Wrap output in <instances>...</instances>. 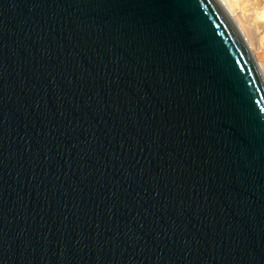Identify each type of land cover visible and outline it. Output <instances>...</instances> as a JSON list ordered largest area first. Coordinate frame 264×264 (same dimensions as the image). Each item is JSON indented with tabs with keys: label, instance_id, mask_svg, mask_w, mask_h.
Masks as SVG:
<instances>
[{
	"label": "water",
	"instance_id": "95a60500",
	"mask_svg": "<svg viewBox=\"0 0 264 264\" xmlns=\"http://www.w3.org/2000/svg\"><path fill=\"white\" fill-rule=\"evenodd\" d=\"M0 264H264V78L217 0H0Z\"/></svg>",
	"mask_w": 264,
	"mask_h": 264
},
{
	"label": "rangeland",
	"instance_id": "374dc122",
	"mask_svg": "<svg viewBox=\"0 0 264 264\" xmlns=\"http://www.w3.org/2000/svg\"><path fill=\"white\" fill-rule=\"evenodd\" d=\"M231 19L235 22L250 48L256 62L264 64V30L256 25L258 13L263 12L264 0L260 8L253 6V0H223ZM264 76V73H263Z\"/></svg>",
	"mask_w": 264,
	"mask_h": 264
},
{
	"label": "bare ground",
	"instance_id": "6f19581e",
	"mask_svg": "<svg viewBox=\"0 0 264 264\" xmlns=\"http://www.w3.org/2000/svg\"><path fill=\"white\" fill-rule=\"evenodd\" d=\"M217 1H218V2L220 3V5L225 9L226 13H227L228 16L230 17V13H229V11L227 10V8H226V6H225V4H224V1H223V0H217ZM262 3H263V0H253V6H254L255 8H260L261 5H262ZM262 7H264V6H262ZM262 7H261V8H262ZM230 18H231V17H230ZM256 25H257L258 28L264 30V9H263V12H261V10H260V14L258 13V16L256 17ZM240 33H241V32H240ZM245 42H246V41H245ZM246 44H247V43H246ZM248 48H249V46H248ZM249 50H250V48H249ZM250 52H251V51H250ZM256 63H257V66H258V68H259V70H260L262 76H263V73H264V64L259 63V62H256ZM263 78H264V76H263Z\"/></svg>",
	"mask_w": 264,
	"mask_h": 264
}]
</instances>
